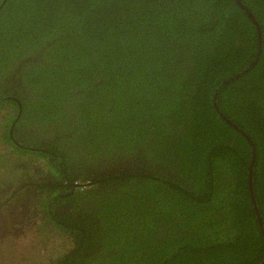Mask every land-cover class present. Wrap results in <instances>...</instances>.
Returning <instances> with one entry per match:
<instances>
[{
	"label": "trees",
	"instance_id": "1",
	"mask_svg": "<svg viewBox=\"0 0 264 264\" xmlns=\"http://www.w3.org/2000/svg\"><path fill=\"white\" fill-rule=\"evenodd\" d=\"M240 1L261 53L220 87L259 45L237 0H0L4 123L21 109L43 229L72 246L50 264L264 260L253 146L214 104L255 145L264 229V0Z\"/></svg>",
	"mask_w": 264,
	"mask_h": 264
},
{
	"label": "flooded vegetation",
	"instance_id": "2",
	"mask_svg": "<svg viewBox=\"0 0 264 264\" xmlns=\"http://www.w3.org/2000/svg\"><path fill=\"white\" fill-rule=\"evenodd\" d=\"M2 106L8 108L5 114L0 115V129L3 130L4 126L6 127L7 124L4 123L6 115L14 114V107L13 105L10 106L4 104ZM19 110L21 111V109ZM20 111H18L14 120L9 124V135L13 140L14 146L28 150L32 147L26 146L28 143L25 141V139L26 137L29 139H31L32 137L31 135H26V122H21L19 117ZM34 137L35 135H33V138ZM36 159L43 158L41 155H39ZM36 159H32L29 162L30 164H28L27 162L18 164L15 163V168H18L21 172L26 173L28 186H26L24 182H15L12 179L4 178V174L0 173V252L2 246L5 244L4 241L6 239L9 240L12 238V236L15 237L17 234L21 235L25 231L31 230L33 228L42 231L45 226L46 218L42 214L43 208L41 204L48 195L44 190L36 191L35 187L30 186L31 183H34V179L37 178V176L42 172V170H38L36 167H34L35 164L39 163V160ZM2 165L1 167H3V171H5V168L8 172L11 170L13 171L14 169L12 167L8 168L7 164ZM40 168L42 169V167ZM105 169L107 171H111L110 169L112 168ZM125 169L127 171H132L134 168L128 167L127 165ZM112 171H114L113 173H115L117 169H113ZM22 179L23 177L20 178V180ZM46 229H50V227ZM20 230H22L23 232H19ZM71 247L72 246L70 245L67 250H69ZM64 253L65 251L61 254Z\"/></svg>",
	"mask_w": 264,
	"mask_h": 264
},
{
	"label": "rangeland",
	"instance_id": "3",
	"mask_svg": "<svg viewBox=\"0 0 264 264\" xmlns=\"http://www.w3.org/2000/svg\"><path fill=\"white\" fill-rule=\"evenodd\" d=\"M7 110L8 108L1 107L0 115L5 114ZM5 128L3 130L0 129V156H5L6 162H4L7 164V167H12L14 169L13 171L11 170L8 172L5 168V171H3V167H1L0 164V173L4 174V178L12 179L15 182H24L27 178L26 173H23L18 168H15V163L18 164L27 162L30 164L29 162L32 159L35 160L38 156L37 154H34L36 153V149L31 148L27 151L26 149H23L26 152L24 151L22 154L12 152V144L8 141L9 127ZM36 160H39V163L35 164L34 167L40 169L39 167L41 166L45 169L44 160ZM21 177H23L22 180H20ZM26 186L28 185L26 184ZM19 232L23 231L20 230ZM4 242L5 244L2 246L0 252L1 264H50L52 259L58 257L70 247V244H68L65 239L61 237V235L55 233L51 229H43L42 231H39L38 229L33 228L25 231L21 235L17 234L15 237L12 236L11 239H6Z\"/></svg>",
	"mask_w": 264,
	"mask_h": 264
},
{
	"label": "water",
	"instance_id": "4",
	"mask_svg": "<svg viewBox=\"0 0 264 264\" xmlns=\"http://www.w3.org/2000/svg\"><path fill=\"white\" fill-rule=\"evenodd\" d=\"M237 3L240 4V6L247 12V14L252 18L255 26H256V29H257V32H258V36H259V45H258V49H257V53H256V56L253 60V62L243 71L237 73L235 76L231 77L230 79L224 81L221 85H225L227 84V82H229L230 80L240 76L241 74L247 72L258 60L259 58V55L261 53V46H262V39H261V31H260V28H259V25L257 23V21L255 20V18L249 13V11L245 8L244 5L241 4V1L240 0H237ZM220 89V88H218ZM218 89L216 91V93L218 92ZM214 104H215V107H216V110L218 111V113L225 118V120L230 123L232 126H234V128L236 130H238L241 134H243L244 136H246V138L249 140V142L252 144L253 146V154H252V159H251V162H250V165L248 167V185H249V194H250V197H251V200H252V204H253V207H254V211H255V214L258 218V222H259V225H260V228L262 230V233H263V237H264V229H263V222H262V219L260 217V212H259V208L257 206V203H256V199H255V193H254V189H253V168H254V165H255V154H256V151H255V145L253 143V141L251 140V138L249 137L248 134H246L243 130H241L237 125H234V123L230 120H228L225 116H223V114L220 112V110H218L217 108V105H216V100L214 101ZM82 185H86V184H82ZM259 264H264V260L259 263Z\"/></svg>",
	"mask_w": 264,
	"mask_h": 264
}]
</instances>
